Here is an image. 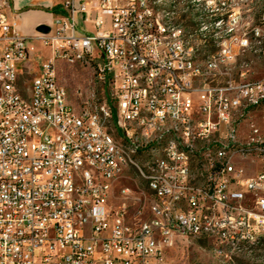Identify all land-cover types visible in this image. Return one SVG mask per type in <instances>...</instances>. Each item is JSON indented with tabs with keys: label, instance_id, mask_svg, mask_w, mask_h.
I'll return each mask as SVG.
<instances>
[{
	"label": "built area",
	"instance_id": "built-area-1",
	"mask_svg": "<svg viewBox=\"0 0 264 264\" xmlns=\"http://www.w3.org/2000/svg\"><path fill=\"white\" fill-rule=\"evenodd\" d=\"M47 1L49 30L25 35L12 0H0V264H167L161 254L177 238L204 240L217 264L251 263L264 243V133L248 118L264 108V80H250L240 73L248 64L236 62L264 51L263 25L234 0H201L208 15L199 26L187 21L190 0H178L173 30L157 21L160 0ZM207 22L220 26V41ZM29 38L51 57L27 79ZM80 55L98 60L94 79L109 91L101 108L132 149L113 148L90 102L65 103L53 62L86 66ZM224 142L229 156H221ZM129 153L150 154L151 164L136 162L160 199L144 195L130 216L125 205L113 216L103 190L108 173L119 182L130 172ZM246 161L261 167L245 174ZM82 164H94L99 180L86 175L77 186ZM73 187L79 197L69 196ZM138 212L149 220L126 227ZM152 227L164 230L168 247H150Z\"/></svg>",
	"mask_w": 264,
	"mask_h": 264
},
{
	"label": "rangeland",
	"instance_id": "rangeland-1",
	"mask_svg": "<svg viewBox=\"0 0 264 264\" xmlns=\"http://www.w3.org/2000/svg\"><path fill=\"white\" fill-rule=\"evenodd\" d=\"M234 3L235 6L239 7L242 16L250 19L252 25L261 24L264 28V0H234ZM85 27L90 28L88 25ZM27 45L29 47V57L26 65L30 73H25L24 76L30 79L33 73L39 71V66L51 57V48L36 38L27 39ZM242 61H245L248 66H240V70L246 69L248 71L249 68L248 76L250 80H264V51L239 56L236 67ZM53 67L58 81L66 88L68 99L74 106L82 104L87 99L99 103L103 96H107L109 93L107 87H103L94 79L93 66L73 65L61 59H56L53 62ZM248 121L264 133V108L262 106L252 108ZM241 165L245 174H253L261 167L250 161H246ZM123 186L133 188L134 192L122 194L120 189ZM144 195L152 197L145 183L132 172L131 179L129 174V177L121 179L113 186L108 204L113 207L115 212L120 211L125 205L123 216H130L132 212H135L136 204L133 203H139V197L143 199ZM148 219L149 213L138 212L133 213L130 220H126V223H144ZM165 261L167 264H217V258L209 251L207 243L204 240L195 238H177L174 244L166 250ZM239 263L252 264L247 260H238Z\"/></svg>",
	"mask_w": 264,
	"mask_h": 264
},
{
	"label": "bare ground",
	"instance_id": "bare-ground-1",
	"mask_svg": "<svg viewBox=\"0 0 264 264\" xmlns=\"http://www.w3.org/2000/svg\"><path fill=\"white\" fill-rule=\"evenodd\" d=\"M178 0H160L159 10H157V21L163 23L166 30H173V20H176V13L173 9ZM191 6L190 10L187 12V21L191 22L192 26H199L201 22V15H208V7L206 3L201 2V0H190ZM206 31H212L213 41H220L221 30L217 22H207ZM80 62L87 66H93V75H100V66L97 59H94L93 55H80ZM240 73H248L246 69H241ZM103 93V92H102ZM105 93V92H104ZM95 99V98H94ZM102 99H105L103 96ZM64 100L65 103H71L68 99L66 88L64 87ZM95 101V100H93ZM92 100L87 99L90 102L91 108L94 110V117L97 121L104 123V129L106 133L111 135V143L115 150L132 149V139L128 138L127 135H119V128L112 125L109 122V116L106 111L101 108V101L95 103ZM97 101V100H96ZM76 121H84V114H76ZM178 139H185V130H178ZM231 150V142H224V147L221 148V156H229ZM123 164L129 165L130 172L135 173L147 186L148 190L151 192L153 199H160V191H158L157 186L151 180V172H146L145 169L138 167L136 161H143V164H151L150 154H138L129 153L122 154ZM152 164H159V155H152ZM130 172H119V181L123 178L129 177ZM86 175L89 181H98L99 173L98 168L94 164H82V167H77V175H75V182L77 186H84L86 182ZM117 172L108 173L107 188L103 190V197L105 202L108 203L110 194L113 190V186L117 183ZM127 186H123L120 189L122 194H128ZM70 197L80 196V187H73L69 189ZM113 216H120V211H114ZM149 220V219H148ZM142 223L128 224L126 227H133V225H140ZM164 239V230L160 227H152V239L150 240L151 248H158L161 242V247H168V240ZM257 250H260L255 257H251L252 264H264V243H257ZM217 258V255L214 254ZM161 262L165 261V254H161ZM216 263V262H215ZM240 264V263H239Z\"/></svg>",
	"mask_w": 264,
	"mask_h": 264
},
{
	"label": "crops",
	"instance_id": "crops-1",
	"mask_svg": "<svg viewBox=\"0 0 264 264\" xmlns=\"http://www.w3.org/2000/svg\"><path fill=\"white\" fill-rule=\"evenodd\" d=\"M47 2V0H12L9 13L15 18L23 34H33L38 25L51 22L52 13L45 8Z\"/></svg>",
	"mask_w": 264,
	"mask_h": 264
},
{
	"label": "water",
	"instance_id": "water-1",
	"mask_svg": "<svg viewBox=\"0 0 264 264\" xmlns=\"http://www.w3.org/2000/svg\"><path fill=\"white\" fill-rule=\"evenodd\" d=\"M36 30L45 33L49 30V27L47 25L40 24L37 26Z\"/></svg>",
	"mask_w": 264,
	"mask_h": 264
}]
</instances>
